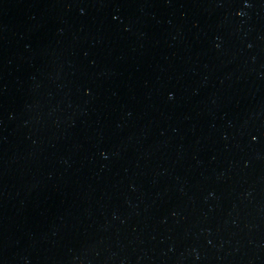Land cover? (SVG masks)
I'll return each instance as SVG.
<instances>
[{
    "label": "water",
    "instance_id": "1",
    "mask_svg": "<svg viewBox=\"0 0 264 264\" xmlns=\"http://www.w3.org/2000/svg\"><path fill=\"white\" fill-rule=\"evenodd\" d=\"M0 264H264V0H0Z\"/></svg>",
    "mask_w": 264,
    "mask_h": 264
}]
</instances>
